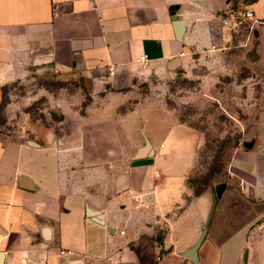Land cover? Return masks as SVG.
<instances>
[{"label": "crops", "instance_id": "obj_1", "mask_svg": "<svg viewBox=\"0 0 264 264\" xmlns=\"http://www.w3.org/2000/svg\"><path fill=\"white\" fill-rule=\"evenodd\" d=\"M232 4L0 0V104L34 72L63 82L43 93L58 124L0 133V264H264V137L236 151L208 222L211 192L187 184L199 135L160 93L223 43ZM247 6L264 25V0Z\"/></svg>", "mask_w": 264, "mask_h": 264}, {"label": "rangeland", "instance_id": "obj_2", "mask_svg": "<svg viewBox=\"0 0 264 264\" xmlns=\"http://www.w3.org/2000/svg\"><path fill=\"white\" fill-rule=\"evenodd\" d=\"M252 1L240 0L244 5ZM222 36L223 43L194 54L184 75L160 92L167 106L199 135L195 165L187 178L193 194L202 189L217 195L225 189L236 151L264 137V25L243 23L236 31L222 30ZM48 73L34 72L26 81L3 88L0 133L33 137L39 127L59 123L56 107L43 93L59 92L63 82ZM23 98L36 100L22 106ZM146 247L143 261L150 256L151 244Z\"/></svg>", "mask_w": 264, "mask_h": 264}, {"label": "built area", "instance_id": "obj_3", "mask_svg": "<svg viewBox=\"0 0 264 264\" xmlns=\"http://www.w3.org/2000/svg\"><path fill=\"white\" fill-rule=\"evenodd\" d=\"M254 22L255 20L253 11L248 8L247 4H242L240 0H233L232 6L221 15L217 16V24L221 30L236 31L243 23L251 25ZM218 34V38L221 39V33ZM138 62L141 67H144L145 63L147 62V55H140L138 57ZM135 201L143 204L144 199L143 197L135 198ZM59 254L61 256H71L72 251L60 250Z\"/></svg>", "mask_w": 264, "mask_h": 264}, {"label": "water", "instance_id": "obj_4", "mask_svg": "<svg viewBox=\"0 0 264 264\" xmlns=\"http://www.w3.org/2000/svg\"><path fill=\"white\" fill-rule=\"evenodd\" d=\"M245 148H250L252 146L251 143H244L243 144ZM224 188H222L217 195L211 191V207H210V212H209V217H208V222L210 221V218L212 216V213L214 211L215 205H216V199L218 196H220L223 193ZM200 241L193 247L191 248L189 251H187L184 254V257L188 258L191 262L196 263V249L199 245Z\"/></svg>", "mask_w": 264, "mask_h": 264}, {"label": "trees", "instance_id": "obj_5", "mask_svg": "<svg viewBox=\"0 0 264 264\" xmlns=\"http://www.w3.org/2000/svg\"><path fill=\"white\" fill-rule=\"evenodd\" d=\"M207 184V181L205 182L204 186ZM203 193V190L202 189H197L194 191V196L197 197V196H200L201 194Z\"/></svg>", "mask_w": 264, "mask_h": 264}]
</instances>
